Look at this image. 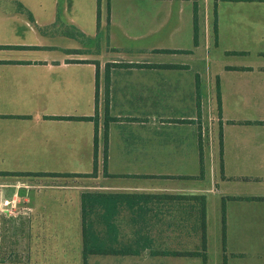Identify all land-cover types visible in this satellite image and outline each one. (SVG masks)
I'll use <instances>...</instances> for the list:
<instances>
[{"label":"crops","instance_id":"0c3cea01","mask_svg":"<svg viewBox=\"0 0 264 264\" xmlns=\"http://www.w3.org/2000/svg\"><path fill=\"white\" fill-rule=\"evenodd\" d=\"M94 155L95 177L27 205V249L37 218L41 243L82 249L81 194H125L138 204L119 206L106 244L138 253L86 264H192L154 251L163 233L172 252L201 242V203L181 199L200 197L206 248L211 218L221 249L223 208L220 262L264 264V0H0V173L91 174ZM17 178L0 175V201L18 205ZM16 209L0 211V232L17 234Z\"/></svg>","mask_w":264,"mask_h":264},{"label":"rangeland","instance_id":"374dc122","mask_svg":"<svg viewBox=\"0 0 264 264\" xmlns=\"http://www.w3.org/2000/svg\"><path fill=\"white\" fill-rule=\"evenodd\" d=\"M165 47L166 46H163L162 48H165ZM204 66L205 64L202 65L203 69H204ZM160 67L169 68L171 66L161 65ZM105 96L106 95H104V98ZM183 96L184 98H189V100L193 102H194V98L196 99V95L194 94L193 95L187 94ZM205 98H206L204 102L205 104L204 106L205 123H209L208 121H210V123L212 124L216 117V109L210 106L211 100L209 96L207 95ZM104 111H106V109H104V100L102 99L101 110L100 112H97V115L95 118L97 119L106 118ZM186 114H189L187 110H186ZM205 127H206L205 128V134H206L205 139L207 140L208 138L209 139L212 138V129L210 128L212 127V125L207 126L206 124ZM162 172H166V171H162ZM20 177H23V178H17L13 180V182L16 183L17 185L16 193L18 194V197H19V203L17 205L18 207L16 209L17 213H16V218H15L17 234L8 235L9 234L8 232L6 233L0 232V264H54L56 263V260H60L64 258H72V259L80 258L81 259L80 257L81 249L74 248L73 244L61 245V244H55L52 242L41 243L40 242L41 237L44 238L45 236L41 235L40 233V225H41L40 218H37L34 221V225H36L37 228L34 229V232L36 233L33 234L34 245H33L32 250L26 248L25 246L26 244L24 240L25 238L24 227L27 221V219H25L24 212H26L27 205H30L32 203H33V207H35L36 205H39V200H41L42 197L44 199L47 197L49 198V200L54 202V199L58 196L56 195L57 192L53 194L52 188L54 187H50V189H46L48 188L47 186H56L54 184L59 183V184H64V185L59 186L63 188L65 184L66 186H68L67 184L72 185V183L74 182L79 183L78 181H80L81 179L79 178L75 179L73 177H50V176H20ZM168 180H172V179H168ZM166 184L168 185L172 184V181H167ZM4 191H5L4 192L5 196H9L12 190L7 189ZM49 193H52V195ZM185 203L190 205V204H194L195 202L191 203L190 201H185ZM198 209H200L199 205H198ZM72 211H73L72 208H70V214L72 213ZM199 219L200 218L198 219L196 218L195 220L196 221L198 220L200 224ZM49 220L51 222L52 219H49ZM65 220L70 223L69 224V227H70L73 224L74 218L69 217L68 219H65ZM200 232H201V228H200ZM201 235H202V232L200 233V239H201ZM205 237H206V233H205ZM158 238L160 239L156 240V246L159 247V249L154 251L156 252L154 257L163 258L164 257L163 252H169V251L172 252V234L169 235V233L168 234L163 233V235L161 234ZM158 240L160 241L158 242ZM205 242H206V239H205ZM204 244H205V256H206L205 264H222V262H220L221 261L220 256H222L220 255V252H222V242H221V249H220L218 248V244L216 243V241L213 239V236H212V219L211 218H210V242L208 244L209 248L207 249L206 243ZM202 248H203V242L201 239L200 243L196 242L195 244L193 243V245H191L190 252L200 253L202 251ZM183 252L184 251H181L180 253H183ZM145 256L152 257L150 256V254H148V252H146ZM183 257H189V256H183ZM194 257H197V258H194ZM194 257H190V258H193L194 260L198 259V261L200 260L201 263L203 264L202 257L200 256H194ZM223 257L225 258L224 255ZM194 260H191L192 264H200L199 262H195ZM170 264H172V261L170 262Z\"/></svg>","mask_w":264,"mask_h":264},{"label":"trees","instance_id":"16d2710c","mask_svg":"<svg viewBox=\"0 0 264 264\" xmlns=\"http://www.w3.org/2000/svg\"><path fill=\"white\" fill-rule=\"evenodd\" d=\"M195 12V6H194ZM215 32V28H214ZM194 44H197V28L196 20L194 17ZM160 52H174L169 50H161ZM166 68V67H162ZM216 110H220V98L219 93L216 91L215 95ZM87 119V118H79ZM93 120V118H90ZM94 143L96 145L97 133L95 131ZM106 139V134H105ZM96 168V156L94 155V169L91 174L76 175V174H47V173H0V175L10 176H53V177H95L97 173ZM202 172V169H200ZM105 174V172H104ZM172 201V196L168 197ZM130 195L125 194H104L98 192H83L80 196V212H81V236H82V249L81 259L83 264H86L87 258L90 256H124V255H135L138 253L137 250L132 249H114L109 248L106 244L107 240L115 241L116 233L113 226L114 216L118 212V208L121 204H125L129 208L138 204V201L133 200ZM142 199V198H138ZM186 200H197L201 203V216H200V228H201V239L203 242L202 251L199 252H163V256H200L202 257L203 264H205V210L204 202L200 197H181ZM221 242L222 247L224 245V210L221 209ZM95 223L101 224L103 227L102 233L95 229ZM223 250V248H222Z\"/></svg>","mask_w":264,"mask_h":264},{"label":"built area","instance_id":"2783aa9c","mask_svg":"<svg viewBox=\"0 0 264 264\" xmlns=\"http://www.w3.org/2000/svg\"><path fill=\"white\" fill-rule=\"evenodd\" d=\"M17 207V201L15 199H4L0 201L1 212H12Z\"/></svg>","mask_w":264,"mask_h":264}]
</instances>
